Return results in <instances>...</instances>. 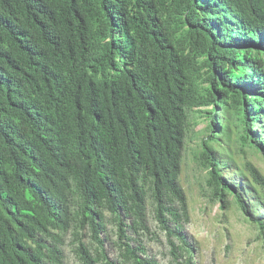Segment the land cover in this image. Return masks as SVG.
I'll return each instance as SVG.
<instances>
[{"label":"trees","instance_id":"obj_1","mask_svg":"<svg viewBox=\"0 0 264 264\" xmlns=\"http://www.w3.org/2000/svg\"><path fill=\"white\" fill-rule=\"evenodd\" d=\"M17 1L21 0H0V25H17L10 15V5ZM257 1L261 10L257 11L256 18L264 24V0ZM46 2L47 8L52 9V23L41 28L44 12L39 11V21L23 28L25 35L21 37V42L28 38L34 41V36L46 43L57 40L59 35L71 30L75 35L88 39L94 46V57L85 73L76 71L87 86L85 98L96 104L84 100V106L89 105V115L85 112L65 126L63 159L68 163L66 167L63 164L57 167L58 170L54 169L48 183L29 175L9 180L10 174L0 170V264H66L65 244L69 245L77 264H200L196 249L185 232L184 221L188 220V210L179 185L173 183L174 177H166L155 184L159 178L152 176L139 162V158L142 159L141 164L144 161L151 163L152 159L178 153L177 146L170 144L169 151H160L156 157H152L155 145L149 130L153 126L174 130L187 118L183 106L193 105L204 107L199 111V117L206 123L200 139L199 167L206 171L201 180H204L211 199L220 202L223 208L233 198L240 210L256 215L263 212L260 213L257 227L264 242V176L252 163L244 162L245 174L239 173L237 179L243 182L246 175L251 181L254 196L248 200L256 208L246 207L235 195L237 189L228 185L222 177L227 166L223 163L224 154L219 142L234 125L236 130L239 127L245 138L253 135L255 143L252 146L264 152V127L261 126L259 131L254 130V125H259V122L252 123L257 117L252 108L242 106L246 96L240 90V87L248 89L257 86L254 82L243 80L254 76L253 70H248V74L245 67L250 63L256 64L258 56L264 55L263 46L259 49L248 48L240 53L222 48L207 32L193 0H170V4L166 5L174 26H168V18L164 19L163 24L162 8L153 18L152 26L128 23L127 14L129 10L133 11L131 1L126 4L117 0ZM68 7L72 8V12ZM27 11L26 6L20 7V17L24 21H27ZM109 18L126 20L120 24L123 34L129 31L137 35L138 48L133 47V51L136 50L139 56L143 57L147 48L159 40L158 34L165 33L172 40L170 54L174 58L175 74L173 77L168 75L170 81L166 86L177 84V77H180L181 85L171 96L163 94L159 97L165 106L159 107L162 111L156 113V121H151L146 111L147 118L144 116L142 110L145 108L137 101L140 98L134 89L140 84L132 86V83L141 82L144 78L142 64L135 52L128 54L126 49H116L112 36L118 28L110 32L112 24ZM172 30L176 33L171 34ZM8 36L15 39L12 33ZM2 39L0 35V41ZM60 44L69 58L75 57V51L80 50L67 36L62 38ZM0 52L19 66L30 62L32 54L35 63L38 56L36 50L21 48L14 43L0 46ZM119 53L123 54L121 60ZM44 59L59 69L58 75L64 79L66 69L63 62L52 56ZM104 67L112 82L115 80L119 98L116 105L106 102L104 98L108 87L92 89L98 70ZM99 78L103 84L107 83L105 76L100 74ZM146 80L148 73L145 70ZM162 86L163 78L160 76L159 88L162 89ZM146 92L147 98L152 99V89L148 88ZM235 107L239 110L238 115L234 112L237 126L224 120L222 114L217 112L218 109L230 112L232 110L228 109ZM111 110L116 113L110 114ZM146 110L152 111L153 108L148 106ZM137 123L145 130H137ZM234 185L240 190L241 183ZM94 201L111 215H100V222H96L91 213ZM147 218L154 221L152 232ZM45 219L70 224V241L63 242L64 239L60 241L56 238L57 246L55 243L51 247L42 239L32 237L36 233L32 229ZM109 226L115 235L111 242L115 253L111 256L105 243ZM146 235H151L150 238L157 241L154 251L145 245L143 236ZM133 242L136 244L132 245Z\"/></svg>","mask_w":264,"mask_h":264},{"label":"clouds","instance_id":"obj_2","mask_svg":"<svg viewBox=\"0 0 264 264\" xmlns=\"http://www.w3.org/2000/svg\"><path fill=\"white\" fill-rule=\"evenodd\" d=\"M46 1L21 0L11 3L10 15L15 19L17 25L14 27H10L6 23L0 25V35L3 37L0 41V46L4 47L8 43H14L21 48L33 49L38 52L35 63L33 58L34 54H30L32 59L30 62L25 61L27 64L23 63L24 66H19L11 58H8L4 53L0 52V105L3 108L0 111V170H5L10 174L9 180H15L23 175H29L30 177L44 180L48 183L54 169L58 170L57 167L63 164L66 167L68 163V161H64L63 159V134L65 126L72 119L80 118L85 112L89 115L87 111L90 110L89 105L84 106V100L87 101L85 98L87 86L83 82V78L81 79L79 77L76 70L85 73L89 67L88 64L95 53L92 43L80 35H75L73 30L59 35L57 40H48L46 43H43L39 37L36 38L34 36H32L34 41L28 38L25 42H21V37L25 35L23 28H28V26L36 24L39 21L37 17L39 11L42 10L44 12L41 28L47 27L52 23V9L47 8L48 3ZM117 1L124 2L125 4L128 1L132 2L133 11L129 10L127 14V21L128 23L132 22V25L138 23L139 25L152 26L153 18L157 16L156 13L162 8L164 10L162 14L163 24L164 19L168 18V26H174V20L169 18L166 11V5L170 4V0ZM193 4L195 5L196 12L206 26L207 32L222 48L233 50L236 53L248 50V48L259 49L260 46L264 48V24L256 18L257 11L261 10L257 0H193ZM21 6L28 8L27 21L22 20L20 17L19 10ZM68 8L72 12V8ZM109 20L112 24L110 25V32L113 28H118V31L113 32L115 35H111L116 49H126L128 54L135 52L138 61L142 64L144 78L141 79V82L132 83V86L135 87V85L140 84L134 89L136 96L140 98L137 101L145 108L142 110L144 116L146 111L149 119L156 121V113L162 111L159 107L165 106L161 104L159 97L163 94H169L171 96L180 89L181 85L180 77H177V84L166 86L170 81L168 75L173 77L175 74L174 58L170 54L172 40L165 33L158 34L159 40L152 43L142 57L137 54L136 50L133 51V47L138 48L137 35L129 31L123 34L120 24L126 22V20L124 18H119L118 20L109 18ZM9 33L14 35V40L8 36ZM175 33V30L171 31V34ZM64 36L69 37L80 49L75 51V57H67L65 51L62 49L60 42ZM122 55V53L118 55L120 60L122 59ZM47 56L55 57L63 62V67L66 69L64 79L58 75L59 69L44 59ZM250 64L246 65L245 70L248 74V70H253L254 76L243 81H247V83L254 82L257 86L254 88L248 87V89L240 87L242 94L246 96L242 102V106L246 109L252 108L257 117L252 123L254 124L255 121L259 122V125H254V130L259 131L261 126L264 127V55L258 56L256 64ZM145 70L148 73V80L146 81H144ZM100 74L107 79L106 84L100 81ZM160 76L163 78L162 89L159 88ZM105 87H108L104 93L106 102L110 101L112 105H116L117 102L119 103L115 80L112 82L109 72L104 67L98 70L92 89ZM148 88H151L154 92L152 99L147 98L148 92L146 90ZM166 98L168 99L169 97L166 96ZM87 102L96 104L93 100H88ZM148 106L152 107L153 110L147 111L146 108ZM203 109V106H183L187 118L185 121L180 122L174 130L171 128L161 129L156 126H153L149 130V132H152L149 135L153 136L155 145V153L152 157H156L160 151H169L170 144L177 146V154L174 153V155L168 157L161 156L155 160L152 159L151 163L144 161L142 164V159L139 158L140 165L152 176L156 175L159 178V181L155 184L164 181L166 177L169 179L174 177L173 183L176 186L177 184L179 185L186 199L188 220L190 218V209L187 201V193L181 180L185 167L198 168L203 172V175L206 172L199 167L201 131L206 124L203 118L199 117L201 114L199 111ZM228 110L232 111L227 112L225 109L222 111L218 109L217 112L219 115L222 114L224 120H229L228 122L237 126L235 123V113L238 115V108H229ZM109 112L110 114L116 113L114 110ZM247 115L249 116V113ZM199 121H202L204 126L196 130L195 126L199 124ZM145 122L147 124L149 123L147 119H145ZM137 130L145 129L142 128L141 124L137 123ZM230 130H234L236 135L232 144L228 142L230 140ZM262 130L264 131V129ZM262 139L264 141V137ZM159 142L161 145H159ZM219 142L222 145L221 150L224 154L223 163L227 166L226 170L223 171L222 177L228 185L237 189L234 193L243 201L246 207L256 208L255 204L248 200L254 196L251 181L247 179L246 175L243 182L237 179L239 173L243 172L245 174L243 164L246 161L252 163L261 175L264 176L263 169L256 163L257 160L264 162L261 156L253 152L242 154L239 150L245 143L254 145V136L251 135L250 138H245L240 133L239 127L236 130L235 126L231 125L227 136L223 137ZM154 145L151 146V149L154 148ZM257 151L264 156V152L261 150ZM203 183H201V191L203 188L205 195L208 197V201L218 204V209L227 210L233 206L238 207L232 198L229 205L223 208L220 202L211 199L205 183ZM234 183H241L240 190L238 187H235ZM241 211L252 221L253 225L251 226L256 230V238L260 239L264 244L262 235L257 227V223H259L258 218L260 213L263 212H259L256 215L252 212H246L243 209ZM225 212H222L223 216H225ZM91 213L96 222H100V215L103 217L111 215L107 209L100 208L97 201H94V207ZM188 220L184 221V227L185 222ZM146 222L148 223L150 232H152V222L154 221L152 218H147ZM71 229L70 224L67 225L63 221L45 219L36 224V227L32 229L34 232L36 231L32 237L42 239L46 244L53 247L55 243L56 246L58 244L55 240L56 238H59L60 241L64 239L63 242H66V239L70 238L69 233ZM110 232H113L114 235L111 226L107 230L109 235ZM186 235L194 246L193 240L188 236L187 232ZM131 236L134 237L132 234ZM150 236H143L145 245L146 239L150 238ZM107 239L105 240L106 248L108 254L111 256L115 253L114 245L111 243L115 239V235L112 240H109L108 237ZM134 244L136 243L133 242L132 245ZM66 245L63 246L64 252ZM66 255L65 252V257ZM65 260L67 264L69 256L68 260Z\"/></svg>","mask_w":264,"mask_h":264},{"label":"rangeland","instance_id":"obj_3","mask_svg":"<svg viewBox=\"0 0 264 264\" xmlns=\"http://www.w3.org/2000/svg\"><path fill=\"white\" fill-rule=\"evenodd\" d=\"M204 126L202 121L195 126L199 130ZM230 144L234 142L235 131H229ZM242 154L257 153L264 161L262 153L251 143H245L239 148ZM256 160V159H255ZM264 173V162L256 161ZM203 172L198 168H184L182 185L187 193V201L190 209V218L185 222L188 236L193 240L196 257L200 264H264V244L256 238V230L252 227V221L239 208L233 206L227 210L218 209V204L210 203L202 188L201 177ZM205 176V174H204ZM204 184V183H203ZM225 212L223 216L222 212ZM114 238L113 232L108 236ZM66 239V242H69ZM146 244L157 249V242L150 238ZM69 245L65 246L67 264H76L74 254L70 252ZM110 251V250H109Z\"/></svg>","mask_w":264,"mask_h":264}]
</instances>
